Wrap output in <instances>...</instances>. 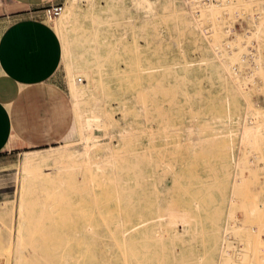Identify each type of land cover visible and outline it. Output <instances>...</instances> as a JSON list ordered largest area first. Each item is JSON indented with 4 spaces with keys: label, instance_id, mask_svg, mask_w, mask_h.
<instances>
[{
    "label": "rangeland",
    "instance_id": "obj_1",
    "mask_svg": "<svg viewBox=\"0 0 264 264\" xmlns=\"http://www.w3.org/2000/svg\"><path fill=\"white\" fill-rule=\"evenodd\" d=\"M60 5L73 124L0 170V264H264V19L235 0Z\"/></svg>",
    "mask_w": 264,
    "mask_h": 264
},
{
    "label": "crops",
    "instance_id": "obj_2",
    "mask_svg": "<svg viewBox=\"0 0 264 264\" xmlns=\"http://www.w3.org/2000/svg\"><path fill=\"white\" fill-rule=\"evenodd\" d=\"M60 3L0 0V170L19 148L56 147L72 128V103L55 82L62 43L42 15Z\"/></svg>",
    "mask_w": 264,
    "mask_h": 264
},
{
    "label": "bare ground",
    "instance_id": "obj_3",
    "mask_svg": "<svg viewBox=\"0 0 264 264\" xmlns=\"http://www.w3.org/2000/svg\"><path fill=\"white\" fill-rule=\"evenodd\" d=\"M224 1V0H223ZM236 3L238 4V7L240 8V10L242 11L241 13H245V14H250L251 15V18H253L255 20V23L256 25H253L255 27V29H258L260 26H259V22L257 23V19L259 21H262L263 23V19H264V5H263V2L262 0H235ZM230 3V2H229ZM234 3V2H233ZM240 13V12H239ZM240 13V14H241ZM243 16V14H242ZM253 24V23H252ZM262 25V24H261ZM264 28V27H263ZM262 28V29H263ZM262 35V33H261ZM65 47V46H64ZM76 83V82H75ZM88 128V127H87ZM257 131V130H256ZM52 155V154H51ZM47 156H44L37 159V160H32L33 158H30V157H27L25 159V164L24 166L27 167V165L31 162H38V161H41V160H44ZM51 157V156H50Z\"/></svg>",
    "mask_w": 264,
    "mask_h": 264
},
{
    "label": "built area",
    "instance_id": "obj_4",
    "mask_svg": "<svg viewBox=\"0 0 264 264\" xmlns=\"http://www.w3.org/2000/svg\"><path fill=\"white\" fill-rule=\"evenodd\" d=\"M193 1L202 2L204 0H184V2H186V3H190V2H193ZM61 9H62L61 5H57V6L45 9L43 14H42L43 15V19L46 20L48 17H51V18L57 17L60 14Z\"/></svg>",
    "mask_w": 264,
    "mask_h": 264
}]
</instances>
